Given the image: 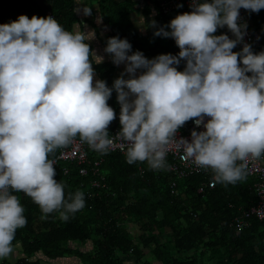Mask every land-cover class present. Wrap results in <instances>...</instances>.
I'll use <instances>...</instances> for the list:
<instances>
[{
    "label": "clouds",
    "instance_id": "clouds-1",
    "mask_svg": "<svg viewBox=\"0 0 264 264\" xmlns=\"http://www.w3.org/2000/svg\"><path fill=\"white\" fill-rule=\"evenodd\" d=\"M241 8L249 18L264 0H193L191 12L167 25L170 31L159 24L154 35L173 38L178 55L148 59L132 52L127 39L109 37L104 51L125 65L111 88L94 80L93 63L104 59L88 43L94 32L65 30L53 16L20 15L0 24V259L11 255L16 231L27 223L13 193L30 197L43 218L58 212L67 221L84 208L83 191L66 196L49 155L77 136L95 151L109 150L113 90L127 163L167 170L168 146L194 120L204 130L194 128L190 141L179 138L184 159L211 170L214 184L246 179V165L238 162L264 155V51L253 52V43L233 51L247 28L238 23ZM225 26L235 39L215 34ZM181 60L183 71L176 67Z\"/></svg>",
    "mask_w": 264,
    "mask_h": 264
},
{
    "label": "trees",
    "instance_id": "trees-1",
    "mask_svg": "<svg viewBox=\"0 0 264 264\" xmlns=\"http://www.w3.org/2000/svg\"><path fill=\"white\" fill-rule=\"evenodd\" d=\"M141 1L147 4L146 0H87L86 6L97 7L95 13L108 30L107 40L113 36L127 39L132 52L140 49L148 59L151 55H178L180 49L174 43L154 35L158 25L170 18L158 9V0H152L157 8L155 26L144 37L133 31L129 13ZM76 4L77 0H0V24L20 15L44 17L49 11L65 30L74 31ZM249 26L260 35L251 45L252 51H264V9L249 11ZM215 34L231 38L227 26ZM241 49L237 43L233 51ZM176 67L183 71L185 61ZM93 68L98 79L111 88L116 79L113 62L103 60L93 63ZM108 104L116 113L112 126L120 114L114 90ZM90 156L102 158V179L90 171L79 174L75 162L57 160L54 164L55 179L65 185L66 196L77 190L84 193V208L69 214L67 221L58 212L43 218L30 197L13 193L25 209L27 223L16 231L13 255L0 264H264V219L243 214L257 200L251 178L234 185L215 183L198 192L211 170L178 178L169 169H150L146 162L127 163L126 151L102 154L93 150ZM91 177L104 181L108 188L86 185ZM234 215L247 221L239 233L231 225Z\"/></svg>",
    "mask_w": 264,
    "mask_h": 264
},
{
    "label": "built area",
    "instance_id": "built-area-1",
    "mask_svg": "<svg viewBox=\"0 0 264 264\" xmlns=\"http://www.w3.org/2000/svg\"><path fill=\"white\" fill-rule=\"evenodd\" d=\"M192 3L193 0H158V9L162 14H174L181 8H184V12H191L192 11ZM240 19L238 23L247 25L245 35L243 37V41L239 42L241 48L245 43H255V41L259 40V30L257 28H252L249 26V18H248V11L241 8L240 10ZM47 16H52L49 11H46ZM173 18H167L163 22L160 23V27H164L165 30L170 31L167 28V25ZM165 39L174 43L175 48L179 49L176 45V42L171 37H164ZM258 52H261L259 50ZM208 118L206 117L205 120ZM121 128L119 122V116L114 122L112 126H109V136L113 140V145L109 148L111 151H120L124 152L127 150L125 143L120 139L118 132ZM196 131H202L203 125L196 126L194 120L187 121L184 126H182L177 132V138L168 146V151L166 155V161L168 163V169L175 173L176 177L182 178L192 172H205L206 170L197 166L192 160H185L184 159V147L182 141L179 140L180 137L185 139L191 140V132L193 129ZM91 151L93 149L86 143L83 142L79 136L73 138L66 146L59 148L58 152L50 158L53 161V164L57 163V160H63L68 162H75L78 163V172L79 174L85 176L90 171L94 176H99L100 179L101 173L99 164L101 163L102 158L90 156ZM263 155L260 158H252L248 157L243 162L246 165V172L247 176L252 180V186L254 188L255 194L257 196V200L254 205H251L247 208L243 214L245 216H256L258 219H264V163L262 161ZM147 163V162H146ZM142 165H138L139 172L143 171ZM67 167H63V171H67ZM213 175L210 176L207 180L204 181L203 185L197 188V191H202L205 186H212L214 183L212 182ZM174 184V181L172 182ZM86 185L89 186H97L101 187L102 189H106L107 184L104 181H99L95 177H91L87 180ZM174 186V185H173ZM101 189V190H102ZM87 192L88 190L85 189ZM175 193H177L175 191ZM231 225L234 227L235 232L239 233L243 228L247 226V221L239 215H234L231 220Z\"/></svg>",
    "mask_w": 264,
    "mask_h": 264
},
{
    "label": "crops",
    "instance_id": "crops-1",
    "mask_svg": "<svg viewBox=\"0 0 264 264\" xmlns=\"http://www.w3.org/2000/svg\"><path fill=\"white\" fill-rule=\"evenodd\" d=\"M87 0H77V21L74 23L73 30L74 31H85V32H94L95 38L88 41L90 44V47L92 50L95 51V53L99 56L104 57L103 60H111V56L107 54L104 49L106 47L107 43V35L106 32L108 31L106 26L104 25L103 20L101 19V16L99 14H96L97 7H89L91 8V11L94 10V12L90 15H85L83 13V8L87 7L88 4L86 2ZM147 4L144 2H139L138 5H136L135 8H133L129 13V20L131 22V26L133 28V31H135L139 36L144 37L147 35L149 30H151L152 27H154L151 22L155 21V14H157V8L155 1L152 0H146ZM94 6V5H93ZM184 8H181L174 14H171L170 17H176L178 14L183 13ZM161 17V16H160ZM231 33V32H230ZM232 39H235L233 34L231 33L230 36ZM142 52V50L137 49ZM135 50V51H137ZM133 51V52H135ZM143 53V52H142ZM144 54V53H143ZM145 57L148 58L147 55L144 54ZM150 58H154L153 55L150 56ZM95 61V58H93ZM93 61V62H94ZM114 64V63H113ZM125 65L122 63L119 66L114 64V74L117 77L120 76V74L124 71ZM141 70H137V75L140 74ZM125 78L127 77V74H125ZM98 79V76L95 73L94 80ZM117 96V94H116ZM13 255V252L11 253Z\"/></svg>",
    "mask_w": 264,
    "mask_h": 264
},
{
    "label": "rangeland",
    "instance_id": "rangeland-1",
    "mask_svg": "<svg viewBox=\"0 0 264 264\" xmlns=\"http://www.w3.org/2000/svg\"><path fill=\"white\" fill-rule=\"evenodd\" d=\"M1 260V259H0Z\"/></svg>",
    "mask_w": 264,
    "mask_h": 264
}]
</instances>
